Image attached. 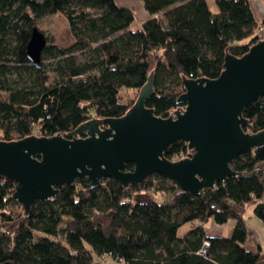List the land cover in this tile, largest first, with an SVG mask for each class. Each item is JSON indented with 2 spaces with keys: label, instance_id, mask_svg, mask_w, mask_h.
Returning <instances> with one entry per match:
<instances>
[{
  "label": "trees",
  "instance_id": "trees-1",
  "mask_svg": "<svg viewBox=\"0 0 264 264\" xmlns=\"http://www.w3.org/2000/svg\"><path fill=\"white\" fill-rule=\"evenodd\" d=\"M149 16L131 29L134 13L114 0H0V140L66 134L95 118H119L132 107L121 90L138 94L153 72L146 101L157 117L181 107L182 76L213 80L225 55L243 56L264 35L247 0H139ZM60 13L73 43L46 44L41 65L26 57L36 20ZM138 96V95H137ZM254 133L264 130V97L244 109ZM191 150L175 142L165 159ZM236 175L193 196L157 174L123 188L107 178L95 189L77 180L50 200L36 201L27 215L11 198L14 183L0 176V264H99L112 257L125 264H263L251 252L243 222L253 206L264 223V146L230 164ZM129 163L124 171L132 170ZM147 193L163 198L159 201ZM209 220H234L231 236H208ZM194 225L183 236L178 229Z\"/></svg>",
  "mask_w": 264,
  "mask_h": 264
},
{
  "label": "water",
  "instance_id": "water-1",
  "mask_svg": "<svg viewBox=\"0 0 264 264\" xmlns=\"http://www.w3.org/2000/svg\"><path fill=\"white\" fill-rule=\"evenodd\" d=\"M47 41L33 27L26 57L36 68ZM213 80L182 76L179 108L157 117L146 101L153 93V72L131 108L116 119L93 118L71 132L0 140V176L14 183L11 198L27 215L36 201L53 199L59 188L87 178L95 189L107 178L123 188L157 174L193 196L236 175L230 164L241 153L264 146V130L254 133L244 109L264 97V40L241 57L225 55ZM175 142L191 150L169 161L164 152ZM133 164L132 170L124 167ZM3 264H10L5 262Z\"/></svg>",
  "mask_w": 264,
  "mask_h": 264
},
{
  "label": "rangeland",
  "instance_id": "rangeland-1",
  "mask_svg": "<svg viewBox=\"0 0 264 264\" xmlns=\"http://www.w3.org/2000/svg\"><path fill=\"white\" fill-rule=\"evenodd\" d=\"M116 5L119 7H126L133 11L135 16V21L131 25V29L138 28L142 22L145 21V15L147 14L144 6H142L141 1L139 0H114ZM250 3V7L252 12L254 13V17L258 25L260 21L264 18V0H247ZM208 4L209 10L212 13H217V5L215 0H205ZM35 26L44 34L47 44H55L62 47H68L71 43H73V37L71 32L69 31L68 22L65 21L64 17L60 14H49L45 15L36 20ZM261 28L256 29V34L263 37L264 35L261 33ZM264 38V37H263ZM120 99L123 103H134L137 99L136 92L132 90H121L120 91ZM176 161V160H175ZM147 196L154 198L155 200L159 201L163 197L159 196L158 194L153 195L147 193ZM250 208L245 210V218L247 219L248 214L247 212ZM252 212V211H251ZM252 220H256L255 216L251 214ZM192 222H187L183 224L177 231V235L183 236L189 231L194 225ZM95 261L99 264H125L123 261L119 262L112 257H104V258H97L95 257Z\"/></svg>",
  "mask_w": 264,
  "mask_h": 264
},
{
  "label": "crops",
  "instance_id": "crops-1",
  "mask_svg": "<svg viewBox=\"0 0 264 264\" xmlns=\"http://www.w3.org/2000/svg\"><path fill=\"white\" fill-rule=\"evenodd\" d=\"M145 20L149 18V16L146 14L145 15ZM264 204V198L263 202ZM250 209L247 212H250L248 214L247 219L245 218V214L243 216V222L245 223L246 226V233L247 239L245 243L243 244L244 247L251 251L254 252L257 250V248H260V255L262 256V261L264 264V223L261 222L254 214L253 211V206L249 207ZM252 211V212H251ZM251 214H253L256 218V220H252ZM196 225V224H192ZM235 225L234 220H230L229 222L225 223L224 225H216L212 220H209L208 222L205 223L204 229L206 232V235L208 236H215V237H220V236H226L229 237L231 236L232 229Z\"/></svg>",
  "mask_w": 264,
  "mask_h": 264
},
{
  "label": "built area",
  "instance_id": "built-area-1",
  "mask_svg": "<svg viewBox=\"0 0 264 264\" xmlns=\"http://www.w3.org/2000/svg\"><path fill=\"white\" fill-rule=\"evenodd\" d=\"M260 40H262V39H260ZM102 258H104V257H102Z\"/></svg>",
  "mask_w": 264,
  "mask_h": 264
}]
</instances>
